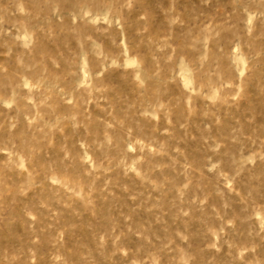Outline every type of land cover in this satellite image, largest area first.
Listing matches in <instances>:
<instances>
[{
  "label": "rangeland",
  "instance_id": "rangeland-1",
  "mask_svg": "<svg viewBox=\"0 0 264 264\" xmlns=\"http://www.w3.org/2000/svg\"><path fill=\"white\" fill-rule=\"evenodd\" d=\"M0 264H264V0H0Z\"/></svg>",
  "mask_w": 264,
  "mask_h": 264
}]
</instances>
